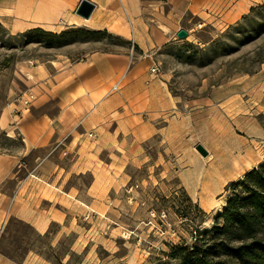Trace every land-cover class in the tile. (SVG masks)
<instances>
[{
    "label": "rangeland",
    "instance_id": "obj_1",
    "mask_svg": "<svg viewBox=\"0 0 264 264\" xmlns=\"http://www.w3.org/2000/svg\"><path fill=\"white\" fill-rule=\"evenodd\" d=\"M165 2L155 0L142 18L158 40ZM213 2L222 16L187 14L178 24L188 31L185 38L176 35L144 54L115 34L119 28H19L14 4L0 0V148L6 152L20 143L11 129L34 103L22 110L19 102L36 95L37 70L95 50L132 55L104 90L116 101L86 132L100 140L99 155L90 152V160L68 170L60 189L31 177L22 193L25 219L11 207L31 158L0 188L7 195L4 203L0 193V264H180L179 246L191 247L222 224L216 217L233 192L244 195L233 184L264 163V0ZM36 181L42 188L31 187ZM49 217L44 233L29 222Z\"/></svg>",
    "mask_w": 264,
    "mask_h": 264
},
{
    "label": "crops",
    "instance_id": "obj_2",
    "mask_svg": "<svg viewBox=\"0 0 264 264\" xmlns=\"http://www.w3.org/2000/svg\"><path fill=\"white\" fill-rule=\"evenodd\" d=\"M2 1L14 4L19 28H58L59 25H65L66 28H119L113 30L115 34L131 41L144 54L154 46L171 42L180 29H186L178 24L187 14L192 17H201L203 14L222 16L218 15V10L222 8H218L217 3L214 5V0H166L167 9L163 13L165 28L160 31L158 40L155 34L149 32L148 26H141L142 18H148V12L153 11L151 8L155 0H87L93 4V10L87 18L77 13L82 0ZM207 1L211 2L208 7L205 6ZM223 2L228 0H221L219 5ZM131 57L129 49L95 50L59 68L51 67L52 71L37 70L32 86V91L36 93L34 103L28 111L22 112V119L11 129L20 143L13 152L0 148V188L10 179L11 171L22 169L23 158L27 156L32 160L33 165L27 171V176L18 178V191L11 207L21 210L24 219L27 215V199L22 193L26 190L27 182H32L31 177L35 175L60 189L68 170L90 160V152L99 155L101 148L97 145L100 140L96 137L90 139L86 132L99 126L105 110L116 101V98L106 95L104 90L120 76ZM7 133L13 137L11 131L7 130ZM91 144L95 146L93 151L89 149ZM51 161L52 168L47 170ZM42 165L44 167L39 171ZM37 183H32L31 187L37 185L42 188ZM0 193L1 201L6 203L7 195L1 189ZM29 222L39 233H44L50 217L32 218Z\"/></svg>",
    "mask_w": 264,
    "mask_h": 264
},
{
    "label": "trees",
    "instance_id": "obj_3",
    "mask_svg": "<svg viewBox=\"0 0 264 264\" xmlns=\"http://www.w3.org/2000/svg\"><path fill=\"white\" fill-rule=\"evenodd\" d=\"M235 191L216 223L191 247L179 246L180 264H264V163L233 184Z\"/></svg>",
    "mask_w": 264,
    "mask_h": 264
},
{
    "label": "water",
    "instance_id": "obj_4",
    "mask_svg": "<svg viewBox=\"0 0 264 264\" xmlns=\"http://www.w3.org/2000/svg\"><path fill=\"white\" fill-rule=\"evenodd\" d=\"M93 10V4H91L89 1L87 0H82L81 3L79 4L78 8H77V13L79 15H82L84 17H88L90 15V13ZM177 37L179 38H185L188 35V31L185 29H180L177 32ZM196 149L203 155V156H207L208 155V151L201 145L198 144L196 146Z\"/></svg>",
    "mask_w": 264,
    "mask_h": 264
},
{
    "label": "built area",
    "instance_id": "obj_5",
    "mask_svg": "<svg viewBox=\"0 0 264 264\" xmlns=\"http://www.w3.org/2000/svg\"><path fill=\"white\" fill-rule=\"evenodd\" d=\"M151 71L152 72H157L158 71V67L154 65L151 68ZM35 97H36V95H34L32 92L31 93H28V94H25L24 96H22L20 98V102H19L20 105L22 106V110L23 109L24 110H28L29 107H30V105L32 104V102L35 100ZM18 112H19V110H18ZM19 113L22 114L21 111Z\"/></svg>",
    "mask_w": 264,
    "mask_h": 264
},
{
    "label": "bare ground",
    "instance_id": "obj_6",
    "mask_svg": "<svg viewBox=\"0 0 264 264\" xmlns=\"http://www.w3.org/2000/svg\"><path fill=\"white\" fill-rule=\"evenodd\" d=\"M80 16H82V15H80ZM82 17H84V16H82ZM84 18H87V17H84ZM114 88H117V84L114 86Z\"/></svg>",
    "mask_w": 264,
    "mask_h": 264
}]
</instances>
